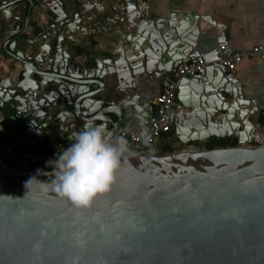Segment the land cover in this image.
Listing matches in <instances>:
<instances>
[{"label":"water","instance_id":"water-1","mask_svg":"<svg viewBox=\"0 0 264 264\" xmlns=\"http://www.w3.org/2000/svg\"><path fill=\"white\" fill-rule=\"evenodd\" d=\"M22 1L21 14L11 9L17 1L0 2L11 42L5 47L22 66L20 75L11 70L0 80L1 133L44 145L58 136L70 142L87 123H102L113 142L125 111L154 116L161 78L198 58L205 69L180 81L185 110L172 123L175 140L188 146L234 135L237 144L125 152L117 181L87 209L42 185L47 175L27 185L37 173H0V264H264V138L255 130L261 112L241 110L250 100L235 73L202 50L198 17L152 19L138 0H122L125 21L145 48L107 71L104 58L93 69L71 47L80 15L66 0H44L52 24L38 33L41 43L31 39L17 50L34 6Z\"/></svg>","mask_w":264,"mask_h":264},{"label":"crops","instance_id":"crops-1","mask_svg":"<svg viewBox=\"0 0 264 264\" xmlns=\"http://www.w3.org/2000/svg\"><path fill=\"white\" fill-rule=\"evenodd\" d=\"M16 2L11 7L15 14L23 13V4L28 3L22 0H6ZM30 24L19 45L15 48L19 51L26 48V43L33 39L38 45V33L41 32L47 23L51 14L45 7L44 0H33ZM144 7L141 10L150 18H170L182 19L186 14H193L198 17L196 20L197 28L200 30L198 35L202 50L212 60H219L221 52L219 46L228 44L231 50H240L251 47L255 44H264V0H138ZM1 2V0H0ZM68 8L75 7L79 13V20L76 29L71 32L68 39L71 47L77 52L78 59L90 68H96L97 60L101 61L102 69L109 71L111 68H118L133 54H137L144 49V43L140 42L133 28L126 23L128 14L125 11V3L122 0H66ZM15 10L14 8L17 7ZM145 9V10H144ZM4 13L0 11V80L8 75L12 70L15 76L22 72L21 64L15 60L7 51L5 45L11 44L7 37L5 27ZM175 16V17H174ZM74 18L71 17L69 21ZM181 21V20H180ZM10 29L18 25V21H10ZM52 24V23H51ZM218 24L224 27L219 32ZM50 25V24H49ZM61 27L53 26L50 31L54 33ZM203 31V32H202ZM147 44V43H146ZM124 60V61H122ZM219 62V61H218ZM118 63V64H116ZM220 64V63H219ZM210 66V65H206ZM211 76L217 75L218 66L213 63ZM102 71V70H101ZM236 80L242 88V95L250 100L249 103L242 105L241 110L251 112L259 110L261 117L259 124L255 128L257 135L264 138V58L244 57L237 63L234 71ZM206 75L208 70L206 69ZM209 75V77H210ZM208 78V76H207ZM110 80V79H109ZM106 85V82H104ZM125 119L135 118V112L127 110L124 113ZM112 116L115 117L114 114ZM177 134L173 127L170 134L161 135L157 138V146L161 149L165 146L176 148ZM221 137L212 136L211 139ZM224 138H234L236 136H227ZM1 142H10L21 148L33 146L38 149H49L54 144L66 143L65 136H58L57 139L47 141L44 145L32 139H23L13 130H7L3 134L0 132ZM209 140H205L207 142ZM163 150V149H162Z\"/></svg>","mask_w":264,"mask_h":264},{"label":"built area","instance_id":"built-area-1","mask_svg":"<svg viewBox=\"0 0 264 264\" xmlns=\"http://www.w3.org/2000/svg\"><path fill=\"white\" fill-rule=\"evenodd\" d=\"M221 57L219 63L227 69L234 71L237 63L244 57L264 58V44L258 43L251 47L231 50L228 44L219 46ZM205 69V62L193 58L178 65L175 72L166 73L160 81V91L156 96L157 113L149 118L125 119L123 124L112 136L113 142L123 137L127 142L126 152H156L162 150L157 146V138L161 135L170 134L173 130L174 118L185 106L178 99L180 81L184 75L195 76ZM205 140L193 141L188 146L173 148H187L190 150L205 149ZM70 142L54 144L49 149H38L33 146L21 148L10 142L0 140V173L35 174L38 168L50 170L51 165L46 161L55 156L61 148L67 147Z\"/></svg>","mask_w":264,"mask_h":264},{"label":"clouds","instance_id":"clouds-1","mask_svg":"<svg viewBox=\"0 0 264 264\" xmlns=\"http://www.w3.org/2000/svg\"><path fill=\"white\" fill-rule=\"evenodd\" d=\"M104 124L87 123L77 131L67 147L59 149L46 163L50 170L38 168L26 184L47 175L42 185L50 184L61 197L67 198L80 208H90L97 197L111 190L117 181V172L124 153L128 150L123 137L116 142L109 139Z\"/></svg>","mask_w":264,"mask_h":264},{"label":"trees","instance_id":"trees-1","mask_svg":"<svg viewBox=\"0 0 264 264\" xmlns=\"http://www.w3.org/2000/svg\"><path fill=\"white\" fill-rule=\"evenodd\" d=\"M236 144H237V140L234 138H217V139L215 138L205 142L206 148H213L215 146H230ZM162 149L163 151L173 150V148L170 146H165Z\"/></svg>","mask_w":264,"mask_h":264},{"label":"rangeland","instance_id":"rangeland-1","mask_svg":"<svg viewBox=\"0 0 264 264\" xmlns=\"http://www.w3.org/2000/svg\"><path fill=\"white\" fill-rule=\"evenodd\" d=\"M173 146L179 147V142H177L176 144H173Z\"/></svg>","mask_w":264,"mask_h":264},{"label":"bare ground","instance_id":"bare-ground-1","mask_svg":"<svg viewBox=\"0 0 264 264\" xmlns=\"http://www.w3.org/2000/svg\"><path fill=\"white\" fill-rule=\"evenodd\" d=\"M218 62V61H217Z\"/></svg>","mask_w":264,"mask_h":264}]
</instances>
